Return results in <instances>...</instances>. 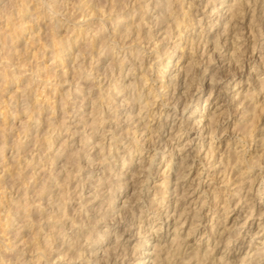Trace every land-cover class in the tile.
Returning <instances> with one entry per match:
<instances>
[{
	"label": "rangeland",
	"instance_id": "obj_1",
	"mask_svg": "<svg viewBox=\"0 0 264 264\" xmlns=\"http://www.w3.org/2000/svg\"><path fill=\"white\" fill-rule=\"evenodd\" d=\"M40 1L0 0V264H264V0H170L173 19L181 17V11L191 15L181 26L188 37L175 50L176 38L157 42L155 49H147L152 42L141 45L147 51L142 54V66L152 67L154 72L135 93H147L150 86L158 88L170 81L168 90H159L165 99L174 92L171 87H176L177 81L181 85L176 91L182 92L188 73L186 92L193 94L192 102L182 117L172 110L170 115L176 121L189 116L185 123L192 129L181 141L182 145L192 142L173 156L170 148L158 149L150 166L155 148H162L169 140L164 132L157 137L155 123L159 118L165 121L167 110L159 118L145 116L150 131L141 134L139 139L144 140L137 142L136 151L130 149L133 141L127 134L133 125L128 122L117 124L114 132L121 134L109 140L107 128H114L126 116L125 112L115 114L127 109L123 97L111 104L106 100L113 94L106 84L112 83L110 74L116 73L112 64L118 50L102 62L100 58L90 61L98 49L88 48L91 28L100 21L98 16H79L89 11L87 7L107 11L114 4L120 13L141 6L132 16L137 24L143 5L158 11L154 1L92 0L85 5V0H55L57 6L52 0ZM207 9L212 11L209 19L206 13L201 16ZM107 13L103 22L110 19L115 23V12ZM199 19L204 21L191 25ZM130 21L123 20L126 29ZM112 25L107 28L110 34ZM164 31L159 30L157 37L162 38ZM205 38L207 51L216 40L222 44L213 53L214 61H206L202 54ZM65 40L73 46L72 56L63 52ZM166 49L173 67L162 68L165 78L161 81L155 70L162 60L166 62ZM160 50L161 59L157 58ZM78 52H84L83 56L74 59ZM120 55L121 51L116 58ZM80 66L86 72L82 81L76 77ZM96 69H100L98 79H94ZM133 72L137 76L145 70ZM131 78L125 83H134ZM211 79L216 83L209 84ZM75 83H79L81 94L74 91ZM196 99L199 105L194 109ZM115 103H121L120 108L114 107ZM99 104L106 110H102L103 116L107 115L101 125V120L92 122L99 116L91 107ZM154 107L150 106V112ZM135 109L136 105L134 115ZM109 141L111 153L107 152ZM123 150L131 154L124 155ZM182 157H186L184 163L180 162ZM121 227L130 229L129 233L124 239L115 238ZM68 247L67 257L81 249L85 250L83 257L89 259L57 258ZM145 251L148 256L143 258Z\"/></svg>",
	"mask_w": 264,
	"mask_h": 264
},
{
	"label": "bare ground",
	"instance_id": "obj_2",
	"mask_svg": "<svg viewBox=\"0 0 264 264\" xmlns=\"http://www.w3.org/2000/svg\"><path fill=\"white\" fill-rule=\"evenodd\" d=\"M53 1V2H52ZM51 1V3H52V5L53 6H57V5H54V1L55 0H52ZM92 0H85L84 1V3H85V5H87V4H89V2H91ZM96 1H98V0H96ZM96 1H94V2H96ZM105 1H108L109 2V0H105ZM112 1H114L113 3H115V2H117V1H115V0H111V2ZM136 1V0H135ZM154 1V3H153V5L155 6V7H157V12L155 11L156 9H151V10H153V13H152V15L150 14V12H152L151 10H150V5H148V4H145L144 3V1H142V3H144L145 5H143V12L139 15V22L137 23V24H135V22H133L134 20L132 19L133 17V14H134V12H136L140 7H135V9H133V10H127V11H119L120 13H117V11H115V9H116V7L114 6V4H110V6H109V9L107 10V11H102V9L100 10V8L98 9V10H95V9H93L94 7H87V9H89V11L88 12H86L85 13V10L84 11H82V13H80L81 15L79 16V18H84V17H93V16H98V18H99V23H98V25H96V26H92V28H91V33H92V36L90 37V39L92 38V42H90V44H88V48H90L91 50L94 48V47H98V49H96L97 50V54L96 55H94V56H92L91 54V57H90V61H93V60H98L99 58H100V60L99 61H101L102 62V60L104 59V57L106 56V55H113V54H115L116 53V50H118V52H117V54H116V57H117V55H118V53H120V51L122 52V55H120L118 58H114L115 60V62H114V64H112V67L113 66H115V72L117 73H111L110 75L112 76V78H113V81H112V83L111 82H109V83H107L106 84V82H105V84L107 85V87L109 88V89H107V90H110V92L112 93L113 92V94H111V96H109L110 95V93L107 91V90H104V92L105 91H107L109 94H108V96L109 97H106V98H108V99H106L107 100V102L108 103H110L111 104V102H112V100H113V102L114 101H117V100H120V97H123L127 102H126V104H124V106L126 105L127 106V109H125V111H121V112H118L117 111V113L115 114V115H118V116H121V115H123V113L126 115V116H123L122 117V120H120V122L119 123H116L115 125H114V128H113V126H110L109 128H107V132H109L110 133V137H109V140H111L113 137H115V136H117V135H120L121 133L119 132V134H117V133H115L114 132V129L118 126L117 124H119L120 125V123L121 122H128L129 124L128 125H133V128H132V132H129L130 134H127L129 137H131L132 136V140L131 141H133L132 142V146L130 147V149H132L133 151H136V144H137V142H141V141H143L144 139H139V137L141 138L142 136H141V134L143 133H145V132H148V131H150V130H148V127H149V122H145L146 121V119H144L145 118V116H147V117H154L155 115H157V118H159L160 117V115H161V113L162 112H164L165 110H167V115H166V117L164 118L165 119V121L162 119V118H159L158 119V121L156 120L155 121V123L157 122L158 123V128H157V137H160V136H162L161 134H160V132H164V133H166L169 137V140L168 141H166L165 142V144L163 145V147L161 148V147H159L158 146V148L156 149L155 148V150H154V153L152 154V156H151V158H150V160L148 161V165L150 166L151 164H152V158L153 157H155V155H156V152H157V150L158 149H160V151H164V149L166 148L167 150L170 148V152L171 153H169L171 156H173V155H175L176 153H177V151H179L178 153H180V152H182L183 151V149L187 146V145H189L191 142H192V139L191 140H188L184 145H182V141H181V136L182 135H184L185 137L187 136V133L189 132V131H191V127L189 126L188 127V124L187 123H185V122H187V120L189 119V116H187L185 119H178V121H176V117H173V118H171L172 116L170 115V112H171V110L173 111V113L175 114L176 112L180 115V117H182V115H183V113L186 111V109H187V107H188V105L190 104V100L192 99V97H193V94H188L187 95V92H186V90H188V86H189V84H188V82L190 81L189 80V78H188V76H187V74L188 73H186L185 74V76H186V80L185 81H183V87H182V92H178V91H176L177 89H178V86L179 85H181V84H178V81L177 82H175L176 84V87H171L172 88V91H176V93H174V92H170L169 94H168V96L165 98V99H163L162 97L164 96V94L163 95H161V93L159 92V90L160 89H162L163 91L164 90H168V88L170 87L169 85H170V81L169 82H167V84L166 85H164V84H161L158 88H154L153 86H150L149 88H148V92L147 93H141V94H138V93H135L137 90L139 91V90H141V88H142V86L145 84V83H147V81L148 80H151V77H150V74L152 73V72H154V70H153V68L152 67H146V68H144L143 66H142V63H143V55L142 54H144L145 53V55L147 54L146 52V49H145V47H144V50L142 49V47H141V45L143 44V43H145V46L146 45H148L150 42H152V45L151 46H149V48H147V49H155L156 48V43L157 42H159V41H162V40H170V39H172V38H176V41H174V43H173V47H172V49H176L177 47H178V45L180 44V41H182L184 38H186V37H188V35H186V33H185V31H187V30H185V29H181V26H183L182 24H185L186 25V20H185V17H187V18H189V17H191V15H189L188 13H186L185 11H181L182 12V14H181V17L180 16H177V18L176 19H173L171 16H173V15H170V11L172 10L171 9V4H170V0H150V2H153ZM183 0H181V2H182ZM41 3H42V0L40 1ZM45 2V1H44ZM43 2V3H44ZM82 2H83V0H82ZM93 2V1H92ZM111 2H109V3H111ZM138 2H139V0H138ZM121 3V2H120ZM134 3V2H133ZM192 3V2H191ZM49 4V3H48ZM94 4V3H93ZM127 4V3H126ZM130 4V3H129ZM135 4V3H134ZM151 4V3H150ZM180 4V3H179ZM182 4V3H181ZM44 5H47V4H45L44 3ZM52 5H50V7H51V9H55V8H52L53 6ZM96 5V4H95ZM125 5V4H124ZM142 5V4H141ZM192 4H189V6L188 5H186L188 8L191 6ZM84 6V5H83ZM183 6V5H182ZM181 6V8H180V10H184L183 9V7ZM207 6V3H206V5H205V7ZM99 6H97V8H98ZM115 7V8H114ZM151 7H153V6H151ZM154 7V8H155ZM96 8V9H97ZM114 10H113V9ZM122 8V7H121ZM134 8V7H133ZM204 8V7H203ZM216 7H213V9H215ZM57 9V8H56ZM171 9V10H170ZM45 10V9H44ZM119 10H120V7H119ZM140 10V9H139ZM141 10V11H142ZM43 12V11H42ZM52 12H53V14H54V11L52 10L50 13L52 14ZM108 12V13H107ZM111 12H115L114 13V20H115V23H112V22H110L111 20L110 19H108V23H104L103 22V19L104 18H102V16L105 14V13H107V14H110ZM147 12H149V15L148 14H146ZM172 12V11H171ZM49 13V14H50ZM125 13V14H124ZM175 13V12H174ZM185 13H186V15H185ZM204 13H206L208 16L206 17V18H208L209 19V17L212 15V11H208V9L207 10H205L202 14H201V16L203 15H206V14H204ZM119 14V15H118ZM146 15H148V17H146ZM169 15H170V17H169ZM107 16H109V15H107ZM175 16V15H174ZM148 18V20H145L146 18ZM178 17H180V18H178ZM216 17V16H215ZM128 18H130V27L128 28L127 27V29L125 28L126 26H123V20H125V19H128ZM151 18V20H149ZM232 18V17H231ZM138 19V18H137ZM133 20V21H132ZM194 19H192V21H193ZM171 22V23H167V22ZM204 21V19H202V21H201V19H199L198 21H196V22H193V24H191V25H195L196 23L197 24H201V22H203ZM125 22V21H124ZM166 22V25L164 24ZM94 23V22H93ZM112 24H114V25H112ZM164 24V25H163ZM95 25V24H94ZM113 26L112 27V33L110 34L108 31H107V28H108V26ZM128 25V24H127ZM56 26V25H55ZM200 26V25H199ZM58 27V26H57ZM91 27V26H90ZM155 27V29H153ZM134 28H135V31H134ZM162 28H164L165 30H166V32L164 31V35H163V37L162 38H160L161 37V35H160V37H157V33H158V31L159 30H161ZM185 28V27H184ZM200 28V27H199ZM53 29V28H52ZM54 29H56V27L54 28ZM87 29H88V27H87ZM177 30L176 31V33H174V35L172 34L173 33V31L174 30ZM186 29H188V26H186ZM19 30H20V28H19ZM85 31V30H84ZM227 31V30H226ZM22 32V31H21ZM85 32H83V37H84V34ZM192 33V32H191ZM79 34V33H78ZM206 34V33H205ZM208 34V33H207ZM87 36H89V35H87ZM97 37V39L95 40V38ZM85 38V37H84ZM87 38V37H86ZM121 38V39H120ZM160 38V39H159ZM232 38H233V40L234 39H236L235 38V34H233V36H232ZM118 39H120L121 40V42H119L118 43ZM207 38H205L203 41H201V42H203V46H202V48L204 49L203 50V52H202V54H204V56L207 58V60L206 61H211V60H213V53H215L216 54V51H219L220 49H221V46H222V44L220 45V44H218L217 43V40H216V43H215V45H212V47H210V49L207 51L206 49L208 48V40H206ZM216 39V38H215ZM126 40V41H125ZM185 40V39H184ZM226 40V39H225ZM66 41V40H65ZM116 41V42H115ZM67 42V41H66ZM86 42V41H85ZM128 43V44H127ZM133 43V45H131ZM214 43V42H213ZM220 43V42H219ZM193 44V43H192ZM192 44H190L191 46L190 47H192ZM122 47V48H121ZM73 48V46L72 45H70V41H68L67 43H66V46H65V48H64V50H63V52L64 51H66L67 52V55H69V56H72V54H71V49ZM125 49H128V50H125ZM182 49H184V47L182 48ZM189 49H191V50H193V47L192 48H189ZM196 49V48H195ZM195 49H194V51H195ZM164 52V55H166V58H165V60H166V62H163L164 60H160L161 58H162V55L160 54L161 53V50H160V52H158L159 54H157V58H159L160 57V61L163 63V64H159V66H158V68H156L157 69V71L155 70V75H156V78L157 79H159V80H161L162 81V79H164L165 78V76H163L162 75V72H164V71H162V68H168V67H173V65H171L170 66V63H171V53L166 49L165 51H163ZM193 53V52H192ZM195 53V52H194ZM61 54V53H60ZM63 54V53H62ZM83 54H84V52H83ZM83 54L82 53H80V52H78L77 53V55L74 57V59H77L78 57H82L83 56ZM201 54V55H202ZM148 56V55H147ZM89 57V56H88ZM179 58H181V55H179ZM131 60H133V62H131ZM136 60V61H135ZM80 61V60H79ZM135 61V62H134ZM214 61V60H213ZM110 62V61H109ZM202 62V61H201ZM208 62V63H209ZM74 63V62H73ZM89 64H90V62H88ZM96 63V62H95ZM191 63V62H190ZM189 63V64H190ZM207 63V62H206ZM92 64V63H91ZM192 64V63H191ZM202 64V63H201ZM195 65V64H194ZM78 66V65H77ZM83 66V65H82ZM197 67H198V65H196ZM199 66H200V64H199ZM111 67V68H112ZM187 67V66H186ZM196 67V68H197ZM202 67H204V66H202ZM3 68V67H2ZM7 68V67H6ZM97 68V67H96ZM114 68V67H113ZM113 68H112V70H113ZM140 68L142 69V70H145V72H144V74H138L137 76L135 75V72H133V70H140ZM190 68V67H189ZM189 68H188V70H189ZM75 69V68H74ZM3 70H5V68L3 69ZM100 69H96V72H95V74L94 75H96L95 76V78L94 79H98V76H99V74H97V72L99 71ZM185 70V69H184ZM24 71V70H23ZM72 71V70H71ZM74 71V70H73ZM187 71V70H186ZM190 71V70H189ZM75 72V71H74ZM88 72V74L90 75V76H93L92 75V73H90V71H87ZM143 72V71H142ZM196 72V71H195ZM2 73V72H1ZM15 73V72H14ZM77 73H78V75L76 76V77H78V78H80L81 80L80 81H82V80H85L84 79V75H85V69H83L81 66L79 67V69L77 70ZM203 73H205V69L204 70H202V72L200 73L201 75H203ZM71 74H73V73H71ZM86 75L87 77L89 76V75ZM227 74V73H226ZM17 75V74H16ZM32 75V74H31ZM39 75V74H38ZM104 75V74H103ZM118 76V78L117 77H115V76ZM14 76V75H13ZM107 76V75H106ZM131 76H132V78H131ZM225 76V75H224ZM31 77V76H30ZM33 77V76H32ZM86 77V78H87ZM119 77H120V79H119ZM201 77V76H200ZM223 77V76H222ZM72 78H73V76H72ZM77 78V79H78ZM131 78V82L133 81L134 83H136L139 79H141V80H139V81H141V82H139V84L138 85H136L138 88H135L134 89V86H133V84L134 83H130V84H126L125 83V80H128V79H130ZM32 79V78H31ZM156 79V80H157ZM213 79V78H212ZM210 80V82H209V84H211V85H213V84H215L216 82H214L213 80ZM30 80V79H29ZM203 80V79H202ZM50 81V80H49ZM84 82V81H83ZM99 82V81H98ZM80 83V82H79ZM79 83L78 84H76L75 83V92L76 93H80L81 94V92H82V89L80 88V86H79ZM203 83V82H202ZM201 83V84H202ZM71 84V83H70ZM153 85V84H152ZM45 86V85H44ZM71 86V85H70ZM92 86V85H91ZM74 87V86H73ZM94 88V87H93ZM90 87L88 88V89H86V92H85V94L87 95V94H89L90 93ZM98 89V88H97ZM106 89V88H105ZM199 90V88L196 90V91H198ZM72 91V90H71ZM92 91V90H91ZM99 93H101V91L100 90H97ZM210 91V90H209ZM70 92V91H69ZM97 92V93H98ZM107 92H105V93H107ZM199 93H201V91H198ZM72 93V92H71ZM84 93V92H83ZM211 93L212 92H210L209 93V96L211 95ZM71 95V94H70ZM102 95H104L103 93H102ZM116 95H119L118 96V98H117V96ZM188 96V98H185L186 96ZM76 96V95H75ZM208 96V97H209ZM69 97V96H68ZM99 98V97H98ZM103 98H104V96H103ZM117 98V99H116ZM84 99V98H83ZM82 100V99H81ZM147 100V101H146ZM152 100V101H151ZM155 100H158V103H156L155 104ZM83 101V100H82ZM82 101H80V102H82ZM84 101H87V100H84ZM99 101V100H98ZM122 101V100H121ZM208 101V98L205 100V102H207ZM79 102V103H80ZM105 102V101H104ZM144 102V103H143ZM191 102H192V100H191ZM78 103V104H79ZM85 103V102H84ZM100 103H101V101H100ZM195 107H194V109H196L197 107H198V105H199V100H197L196 99V101H195ZM81 104V103H80ZM92 104H93V102H92ZM97 104H98V102H97ZM81 105H83V103L81 104ZM80 105V106H81ZM134 105H136V109H135V111H137V114H133V112H134ZM155 106L154 107V109L152 110V112H150V110H149V108H150V106ZM96 107H91L92 108V112H93V114H94V112L95 111H97L98 110V115L97 116H99V118L97 119V121H96V118L95 119H93V121L92 122H98V120H101V122H100V125L101 124H104V119L106 118V116L104 115L103 116V111L102 110H104V109H102L101 108V106H102V104H99V105H95ZM120 106H121V103H119V104H117V103H115L114 104V107H117V108H120ZM106 107H109V105L107 104V106ZM105 108V107H104ZM111 108V107H110ZM110 108L108 109L107 108V110H110ZM203 109H205V107L203 108ZM104 111H106V110H104ZM113 111H115V110H113ZM189 111V110H188ZM92 112H90V113H92ZM107 112H109V111H107ZM194 113V112H193ZM111 114V113H110ZM189 114L191 115L192 114V111L191 112H189ZM169 115H170V119H168L169 118ZM96 116V117H97ZM86 117V116H85ZM110 119H111V116H108ZM47 118V117H46ZM113 119H111V120H115L114 119V117H112ZM116 121H118V119L116 118ZM91 122V123H92ZM145 122V123H144ZM109 123V122H108ZM124 124H126V123H124ZM194 124V123H193ZM200 124V123H199ZM98 125V124H97ZM126 126L125 125V127H129V126ZM96 126V125H95ZM104 126V125H103ZM150 126H153V125H150ZM192 126V125H191ZM99 127V126H98ZM139 128H142L141 129V133L140 134H137V136H136V131L139 129ZM103 129V128H102ZM126 129V128H125ZM65 130V129H64ZM161 130H163V131H161ZM95 130H93V132H91V133H95L94 132ZM96 132H97V130H96ZM102 132V131H101ZM179 132H182L181 133V135L179 136V137H177V138H175V136L176 135H178L179 134ZM46 134V133H45ZM48 134V133H47ZM96 134V133H95ZM101 134H103V133H101ZM213 134V132H211V135ZM94 135V134H93ZM126 135V136H127ZM89 136V135H88ZM102 136V135H101ZM122 136V135H121ZM125 136V135H124ZM125 136V137H126ZM153 136H155V135H153ZM123 137V136H122ZM156 137V136H155ZM199 138V137H198ZM48 139H49V137H48ZM89 139V138H88ZM45 140V139H44ZM47 140V139H46ZM101 140V139H100ZM108 140V139H107ZM49 141V140H48ZM85 141V140H84ZM171 142H174L173 144H175V146H173L172 145V143ZM184 143V142H183ZM4 145V144H3ZM119 145V144H118ZM2 147V146H1ZM102 147V146H101ZM107 152L109 153L110 151H111V149H112V145H111V142L109 141L108 142V144H107ZM179 148V150H177ZM101 149H103V148H101ZM106 149V148H105ZM144 149L142 148L140 151H139V153H141L142 151H143ZM210 150V149H209ZM124 151V150H123ZM129 151V150H128ZM138 151V150H137ZM76 153V152H75ZM106 153V152H105ZM111 153V152H110ZM124 153V155L127 153H125V151L123 152ZM130 153V152H129ZM129 153H127L128 155H129ZM263 153V152H262ZM107 154V153H106ZM131 154V153H130ZM209 156V155H208ZM57 157H58V155H57ZM127 158V157H126ZM171 158V157H170ZM186 157H182V158H180V162L181 163H184V162H182V161H184V160H186L185 159ZM128 159H131V158H128ZM240 159H242L241 157H240ZM79 160V159H78ZM243 160V159H242ZM241 160V161H242ZM182 165V164H181ZM169 166V165H168ZM248 166H249V164H248ZM248 166H245V167H247L248 168ZM182 167H185V165H182ZM188 167V166H187ZM147 168H148V166H147ZM250 168V167H249ZM141 173V172H140ZM165 174V173H164ZM185 175H183V176H181V178H183ZM74 177V176H73ZM146 180H147V178H148V175L146 174ZM178 178H180V177H178ZM166 183V182H165ZM199 183V182H198ZM97 184V183H96ZM41 185V184H40ZM199 185V184H198ZM96 186V185H95ZM45 189H46V187H45ZM176 190V189H175ZM44 191V190H43ZM177 192V191H176ZM38 193V192H37ZM40 193V192H39ZM48 197H50V196H48ZM61 197V196H60ZM182 197V196H181ZM65 198V197H64ZM112 198V197H111ZM53 199V198H52ZM115 199V198H114ZM111 200V199H110ZM113 200V199H112ZM139 200V199H138ZM108 201V200H107ZM111 202H113V201H111ZM152 202H153V200H152ZM38 203V202H37ZM88 203V202H87ZM176 200L174 201V206L176 207ZM79 204H81V203H79ZM107 204H110V203H107ZM111 204H113V203H111ZM111 204H110V206H111ZM59 206V205H58ZM81 207H82V204L80 205ZM109 206V205H108ZM63 207V206H62ZM112 207V206H111ZM113 207H114V204H113ZM38 209V208H37ZM61 209V208H60ZM111 209H113V208H111ZM80 210V209H79ZM64 211V210H63ZM65 212V211H64ZM106 212V211H105ZM188 212V211H187ZM30 213V212H29ZM108 213V212H107ZM181 213H183V212H181ZM194 214V213H193ZM252 214V213H251ZM181 215V214H180ZM180 215H179V217H180ZM60 216H61V214H60ZM62 217V216H61ZM104 217V216H103ZM166 218H168L169 216L167 215V216H165ZM172 217V216H171ZM195 217V216H194ZM193 217V218H194ZM113 218V217H112ZM195 219V218H194ZM193 219V220H194ZM49 220V219H48ZM124 220V219H123ZM179 220V219H178ZM185 220V219H184ZM185 222V221H184ZM120 222H118V224H119ZM80 224V223H79ZM182 224H183V222H182ZM60 225H62V224H60ZM70 227H72V226H70ZM79 227V226H78ZM125 227H128V225L126 226L125 225ZM54 229V228H53ZM159 229H161V225L159 226ZM59 230V229H58ZM63 230V229H62ZM129 230L130 229H128L127 228V230H125L124 229V227L122 228L121 227V229L117 232L118 233V235H116L115 236V238H123L124 239V235L125 234H128L129 233ZM58 232V231H57ZM77 232H78V230H77ZM85 232V231H84ZM94 232V231H93ZM174 232H176V231H174ZM190 232V231H189ZM87 233H89V232H87ZM61 234V233H60ZM106 234V233H105ZM138 234H139V232H138ZM103 235V234H102ZM59 236V235H58ZM57 236V237H58ZM61 236H63V235H61ZM96 236V235H95ZM101 236V235H100ZM175 236V235H174ZM107 237V236H106ZM102 239V238H101ZM155 239H156V241H157V239H158V237L156 238L155 237ZM46 240V239H45ZM85 240H87L86 238H85ZM160 240V239H159ZM98 241H100V240H98ZM84 242V241H83ZM118 243V242H117ZM116 244V243H115ZM72 245V244H71ZM74 245V244H73ZM89 245V244H88ZM75 246V245H74ZM124 246V245H123ZM146 246V245H145ZM76 247H77V245H76ZM79 247H81V246H79ZM157 246L154 244V246H153V248L155 249ZM72 248V247H71ZM74 248V247H73ZM81 248H83V246L81 247ZM119 248V247H118ZM37 249H38V247H37ZM69 247H68V249L66 248V250L64 251L65 253H63V254H61V256L59 255L57 258H63L64 259V257H67V253L69 252ZM77 249H79V248H77ZM57 250V249H56ZM72 250V249H71ZM76 250V249H75ZM50 251V250H49ZM68 251V252H67ZM79 251V250H78ZM84 251L85 250H81L80 249V252L78 253L77 252V254H76V252H74L76 255H71V256H69V257H67L66 259H69V261H75L76 259L78 260H80V261H82L81 259L82 258H85V257H83V253H84ZM148 251V250H147ZM147 251H145V252H143L141 255H143V258H146L147 256H148V253H147ZM155 251V250H154ZM154 251L152 252V253H154ZM157 251V250H156ZM155 251V252H156ZM67 252V253H66ZM96 252H97V250H96ZM146 253V254H145ZM207 253H208V251H207ZM38 254V253H37ZM105 255V254H104ZM125 255V254H124ZM38 256V255H37ZM40 256V255H39ZM96 256V255H95ZM205 256V255H204ZM94 257V256H93ZM105 257V256H104ZM108 257V256H107ZM111 257V256H110ZM123 257V256H122ZM194 257V256H193ZM106 258V257H105ZM158 258H159V256H158ZM164 258V257H163ZM86 260H88L89 259V257H87V258H85ZM115 259H117V258H115ZM160 260L162 259V258H159ZM58 260V259H57ZM95 260V259H94ZM123 260V259H122ZM165 260V259H164ZM164 260H161L162 262L164 261ZM49 262H52L53 260L52 259H49L48 260ZM59 261V260H58ZM108 261V260H107ZM112 261H113V259H112ZM48 262V263H49ZM105 262V261H104ZM159 262V261H158ZM161 262V263H162ZM47 263V262H46ZM68 263V262H67ZM81 263V262H80ZM113 263V262H112ZM115 263V262H114ZM117 263V262H116ZM118 263H120V264H122L123 263V261H121V262H118ZM157 263V262H156ZM50 264V263H49ZM106 264V263H105ZM107 264H108V262H107ZM136 264H140V261H138V262H136ZM151 264H154V263H151ZM159 264H160V262H159Z\"/></svg>",
	"mask_w": 264,
	"mask_h": 264
}]
</instances>
